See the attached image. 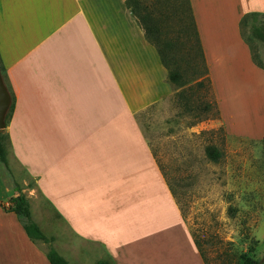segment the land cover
Listing matches in <instances>:
<instances>
[{"label":"crops","instance_id":"0c3cea01","mask_svg":"<svg viewBox=\"0 0 264 264\" xmlns=\"http://www.w3.org/2000/svg\"><path fill=\"white\" fill-rule=\"evenodd\" d=\"M125 1L0 0V66L14 98L5 129L13 176L0 163V264H50L4 208L17 187L68 264H204L136 117L174 86ZM189 2L223 124L232 107L248 116L245 136L258 127L263 139L264 69L240 22L264 15V0ZM32 202L55 216L50 235Z\"/></svg>","mask_w":264,"mask_h":264},{"label":"rangeland","instance_id":"374dc122","mask_svg":"<svg viewBox=\"0 0 264 264\" xmlns=\"http://www.w3.org/2000/svg\"><path fill=\"white\" fill-rule=\"evenodd\" d=\"M257 22L264 26L263 17ZM250 23L242 37L264 67V45L250 37ZM189 24L184 16L162 27L163 40L179 45L174 56L186 85L173 87L168 100L136 117L205 263L242 264L246 256L264 264V141L258 127L254 137L245 136L248 116L232 114V107H225L223 124L191 30L179 34ZM208 147L221 154L217 162L206 157ZM13 173L19 181V173ZM22 179L26 189L33 187L32 180ZM36 204L32 202V214L50 235L56 226L47 224L55 225L56 218ZM38 245L45 251L49 247Z\"/></svg>","mask_w":264,"mask_h":264},{"label":"trees","instance_id":"16d2710c","mask_svg":"<svg viewBox=\"0 0 264 264\" xmlns=\"http://www.w3.org/2000/svg\"><path fill=\"white\" fill-rule=\"evenodd\" d=\"M125 5L128 10L132 13V16L141 27L144 32L146 41L155 48L157 51L162 66L167 70V81L170 85L176 88H182L186 84L183 81L182 75L179 73V66L177 63V58L174 56V51L178 48L175 45L177 43L171 42L169 40H163L162 36V27H170L171 23L174 22V19L182 20L184 16H188L190 24L185 25L183 29L180 30L179 34L188 35L189 30H191V35L194 40L196 55L203 65L204 75L207 76V68L205 65L202 49L199 42L198 33L196 30L194 18L192 16V11L190 7L189 0H126ZM263 17L264 15L260 14H248L244 16L240 22L241 32L242 29L248 26L250 27V37L253 39L259 40L264 45V26L259 25L257 19ZM246 42V41H245ZM192 43V42H191ZM247 43V42H246ZM248 44V43H247ZM179 46V45H178ZM251 50V49H250ZM252 60L254 64L260 68L264 69L262 64L252 55ZM0 73L5 84V76L3 74V69L0 66ZM209 81V80H208ZM210 83V82H209ZM198 87H201L202 81L197 83ZM8 89V88H7ZM9 92V90H8ZM11 104L8 110L5 123L6 127L10 122L11 115L14 111V98L11 95ZM219 114L217 112L216 117ZM7 135L0 131V163L8 169L7 161ZM264 141V137H263ZM206 157L213 161L217 162L221 154L213 147H208L205 150ZM18 195L14 198H11L8 201V206L4 207L9 212L17 215L23 224L24 231L27 237L32 242H40L42 244L48 245V250L46 253L47 260L50 264H68L61 256H59L56 251L51 247L52 240L48 239L37 226V224L32 220L30 206L28 199L23 195L20 189L16 188ZM198 251V245L194 241ZM200 256L205 263L201 252L199 251ZM242 264H260L258 261L250 257H242ZM97 264H109L107 262H100Z\"/></svg>","mask_w":264,"mask_h":264},{"label":"water","instance_id":"95a60500","mask_svg":"<svg viewBox=\"0 0 264 264\" xmlns=\"http://www.w3.org/2000/svg\"><path fill=\"white\" fill-rule=\"evenodd\" d=\"M11 96L0 73V131L6 129L5 119L10 108Z\"/></svg>","mask_w":264,"mask_h":264}]
</instances>
